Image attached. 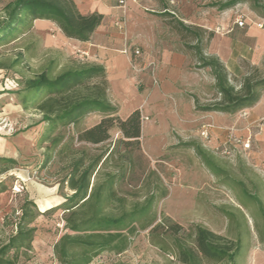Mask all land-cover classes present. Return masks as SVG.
Returning a JSON list of instances; mask_svg holds the SVG:
<instances>
[{
    "label": "rangeland",
    "instance_id": "374dc122",
    "mask_svg": "<svg viewBox=\"0 0 264 264\" xmlns=\"http://www.w3.org/2000/svg\"><path fill=\"white\" fill-rule=\"evenodd\" d=\"M227 1L142 0L140 7L123 10L124 30L112 27L122 34L127 47L139 49L141 57L162 49L189 54L193 72L203 71V88L194 97L197 96V105L203 107L217 102L220 96L211 72L196 68V55L190 48L195 44L194 36L182 31L178 23L198 33L205 57L224 63L228 82L235 89L245 76L264 78V0H247L229 10H218L216 5ZM6 3L0 0V18ZM237 21L244 26L239 27ZM56 36L52 26L43 30L31 28L0 43V155L15 161L0 175L6 189L0 194V246L14 232L19 207L28 199L46 213L33 223L36 233L31 249L19 258V264H58L53 246L67 232L64 219L68 214L60 205L71 195L63 184L68 168L80 158L86 163L110 152L91 181L99 185L108 176L116 177L113 189L120 202L106 204L105 215L128 212L153 194V224L168 219L186 233L200 226L240 242V254L234 264H264V91L253 107L228 114L216 123L204 121L197 135L144 132L136 148L126 147L113 128L110 138L102 144L78 142V133L95 125L101 115H88L76 126L49 129L41 113L32 108L24 110L21 105L28 80L47 68L54 77L75 62H89L64 44L58 48L46 43L47 38L57 43ZM141 57L134 63H141ZM149 64L153 62L141 65L148 69ZM107 95L109 98V91ZM129 114L118 109L122 119ZM202 131L206 137L200 136ZM186 143L201 147L212 168L201 161L194 149L184 147ZM14 182L23 185L17 196L10 193ZM88 216L89 212L83 209L75 219L79 222ZM139 226L138 223L135 233L128 237L124 252H102L90 264H181L176 255L152 246L150 228Z\"/></svg>",
    "mask_w": 264,
    "mask_h": 264
},
{
    "label": "trees",
    "instance_id": "16d2710c",
    "mask_svg": "<svg viewBox=\"0 0 264 264\" xmlns=\"http://www.w3.org/2000/svg\"><path fill=\"white\" fill-rule=\"evenodd\" d=\"M4 16L0 18V43L7 41L20 30H30L34 21H49L56 25L68 39L87 42L91 34L102 22L100 14L81 15L72 0H5ZM247 0H229L216 5L225 11ZM184 32L194 36L195 44L190 47L197 60V69L210 70L215 80V90L220 96L217 102L199 107L195 100V110L203 113L233 114L239 110L253 107L264 91V78L245 76L239 88L235 89L228 82L225 66L213 57H205L201 50L198 33L178 23ZM108 84L105 70L96 65L74 63L69 69L52 77L50 68L36 78L25 83L21 105L24 110L32 108L42 114V121L49 129L56 126H76L86 116L101 115V119L92 127L77 135L78 142L99 145L110 138L111 129L120 133V140L126 146L140 145L141 116L138 110L122 119L118 109L108 99ZM194 149L196 155L209 168L211 162L195 143L183 144ZM106 156L84 158L72 162L63 184L71 192L60 205L68 217L66 234L62 235L53 246V255L58 264H90L102 252L120 254L126 250L127 239L137 230L150 228V244L166 254L176 255L181 264H204V262H222L234 264L240 254L238 240L230 241L213 232L195 226L188 233L182 226L168 219L153 224L150 217L155 196L149 195L140 206L118 216L105 215L104 206L112 201H119L113 186L115 176H108L99 184L93 185L100 164ZM46 162V161H45ZM15 161L0 155V175L8 171V165ZM4 183L0 182V194L5 192ZM164 193H161V197ZM87 210L89 216L76 221L78 211ZM36 204L28 199L19 207V215L14 224V232L7 242L0 246V264H19V258L26 256L34 240L35 220L44 215ZM150 217V218H149ZM145 222V223H143Z\"/></svg>",
    "mask_w": 264,
    "mask_h": 264
},
{
    "label": "crops",
    "instance_id": "0c3cea01",
    "mask_svg": "<svg viewBox=\"0 0 264 264\" xmlns=\"http://www.w3.org/2000/svg\"><path fill=\"white\" fill-rule=\"evenodd\" d=\"M72 1L81 15L102 16L101 24L87 42L66 38L56 25L49 21H34L32 29L54 27L57 43L47 38V44L58 48L64 44L90 62L85 65H96L105 70L110 103L126 115L135 110L140 112L141 142L144 132L151 135H169L175 131L184 136L195 133L197 135L204 121L216 123L228 116L195 110L197 96L196 99L194 97L203 88L200 77L203 71L193 72V60L185 52H171L167 49L158 50L153 54L146 52L142 54L141 63H138L142 70L137 73L131 70L129 58L123 53L131 46L127 47L122 34L112 27L121 23L124 18L123 10L117 6V0ZM141 2L142 0H127L126 7L134 9L140 7ZM45 35L47 36V32ZM226 56L230 57L227 53ZM148 62H153L152 70L146 69V65H141Z\"/></svg>",
    "mask_w": 264,
    "mask_h": 264
},
{
    "label": "built area",
    "instance_id": "2783aa9c",
    "mask_svg": "<svg viewBox=\"0 0 264 264\" xmlns=\"http://www.w3.org/2000/svg\"><path fill=\"white\" fill-rule=\"evenodd\" d=\"M134 1H137V0H134ZM116 2H117V6L120 9L124 10L126 8L127 0H117ZM237 25L239 27L244 26L242 21H237ZM115 26L117 27L118 30H124V23L123 22L116 23ZM259 27H261V25H259ZM123 53L129 58V63H130L131 69H133L134 71H141L142 70V68L138 67V65L136 63H134L135 60H137L138 58L141 57L139 49H137V48H126L123 51ZM153 67H154V64H149L147 68L152 70ZM200 136L202 138H203V136L206 137L205 132L203 133V131H202L200 133ZM22 191H23V185L21 183L14 182L12 187H11L10 193L13 196H17V195L21 194Z\"/></svg>",
    "mask_w": 264,
    "mask_h": 264
}]
</instances>
